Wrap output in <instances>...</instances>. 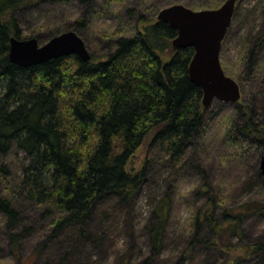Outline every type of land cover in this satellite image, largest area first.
Wrapping results in <instances>:
<instances>
[{"label":"trees","instance_id":"1","mask_svg":"<svg viewBox=\"0 0 264 264\" xmlns=\"http://www.w3.org/2000/svg\"><path fill=\"white\" fill-rule=\"evenodd\" d=\"M35 1L0 0V156L13 150L24 154L19 192L52 218V238L62 236L83 250L87 245L101 249L112 211L117 208L125 220L152 170L184 165L189 148L204 133L202 91L189 78L194 50L174 51L176 30L156 21L132 37L117 39L104 61L85 63L68 55L23 69L9 61V43L13 37L28 39L15 13ZM57 35L51 33L48 40ZM30 38L39 42L37 35ZM250 55L248 66L255 70L258 61H253V51ZM226 140L232 147L245 141L257 148L264 145V120L252 111L226 133ZM138 151L145 159L138 171H130L129 160ZM172 197L154 207L149 255L142 264L161 256ZM241 207L225 206L221 198L209 195L186 230L194 239L181 254V264L198 248L219 250L227 256L226 264H238L243 258L236 255L237 246L223 243L241 241L243 219L264 212L258 203ZM0 210L14 227L18 217L11 199L0 200ZM98 218L103 227L97 226ZM11 238L13 249L17 235Z\"/></svg>","mask_w":264,"mask_h":264},{"label":"rangeland","instance_id":"2","mask_svg":"<svg viewBox=\"0 0 264 264\" xmlns=\"http://www.w3.org/2000/svg\"><path fill=\"white\" fill-rule=\"evenodd\" d=\"M225 1L74 0L64 3L36 0L31 6L17 10L15 16L22 36L37 35L40 45L53 32H75L93 63H98L114 50L117 39L132 37L148 23L156 22L164 8L182 5L193 11L214 10ZM140 19L145 22L140 23ZM257 42V48L250 49ZM251 51L253 61H258L255 70L248 66ZM220 63L225 74L239 85L240 101L215 100L204 109V133L189 148L184 165L179 164L173 170L168 165H159L152 170L149 182L130 206L127 218L120 217L117 208L110 214L101 249L87 245L83 250L80 246L72 247V240L69 242L62 236L52 238V218L44 217L42 207L20 195L18 184L27 162L24 154L13 150L5 157L0 156V200L11 199L18 217L15 226L10 227L7 215L0 210V264H31L34 260L33 264H142L149 255L148 226L153 222L154 207L171 194L162 253L152 264H181V254L194 239L186 230L193 225L196 211L209 195L221 198L225 206H242V210L249 203L264 205V179L259 169L264 145L257 148L253 142L245 141L232 147L226 140V133L243 123L252 111L264 120V0H237L222 41ZM144 159L143 153L136 152L129 160L128 170L138 171ZM97 221V226L103 227L100 218ZM241 229V241L223 244L231 245L230 248L237 246L235 253L243 258L238 264H264V212L250 213L243 219ZM14 234L17 242L12 249ZM249 247L253 249L246 254L244 249ZM197 251H192L187 256L189 259L185 257L183 264H202V256L208 264L227 262V256L219 250L209 252L198 248ZM172 253L175 255L171 256Z\"/></svg>","mask_w":264,"mask_h":264},{"label":"water","instance_id":"3","mask_svg":"<svg viewBox=\"0 0 264 264\" xmlns=\"http://www.w3.org/2000/svg\"><path fill=\"white\" fill-rule=\"evenodd\" d=\"M236 3L237 0H226L218 9L203 11L172 5L157 15L158 21L169 24L177 32L171 43L174 51L193 48L189 78L202 91L204 109L215 100L223 103H238L240 100L239 85L225 74L220 63L222 41L231 24ZM68 55H75L85 63L91 60L84 42L72 31L52 37L42 45L36 38L13 37L9 43V61L23 69ZM259 169L264 179V156L260 158Z\"/></svg>","mask_w":264,"mask_h":264},{"label":"bare ground","instance_id":"4","mask_svg":"<svg viewBox=\"0 0 264 264\" xmlns=\"http://www.w3.org/2000/svg\"><path fill=\"white\" fill-rule=\"evenodd\" d=\"M9 53V52H8ZM240 101V100H239Z\"/></svg>","mask_w":264,"mask_h":264}]
</instances>
